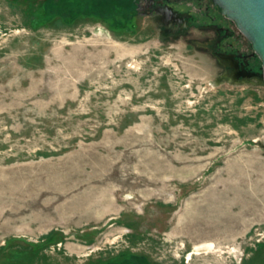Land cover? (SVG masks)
I'll return each instance as SVG.
<instances>
[{"label": "rangeland", "instance_id": "374dc122", "mask_svg": "<svg viewBox=\"0 0 264 264\" xmlns=\"http://www.w3.org/2000/svg\"><path fill=\"white\" fill-rule=\"evenodd\" d=\"M44 1L0 0V264H264V89Z\"/></svg>", "mask_w": 264, "mask_h": 264}, {"label": "flooded vegetation", "instance_id": "af4514ba", "mask_svg": "<svg viewBox=\"0 0 264 264\" xmlns=\"http://www.w3.org/2000/svg\"><path fill=\"white\" fill-rule=\"evenodd\" d=\"M136 11L164 38L184 40L214 62L223 82L263 88L262 62L250 40L212 0H136Z\"/></svg>", "mask_w": 264, "mask_h": 264}, {"label": "trees", "instance_id": "16d2710c", "mask_svg": "<svg viewBox=\"0 0 264 264\" xmlns=\"http://www.w3.org/2000/svg\"><path fill=\"white\" fill-rule=\"evenodd\" d=\"M136 0H45L44 16L47 19L60 17L65 23L72 21L79 15H111L116 21H124V25L133 26L130 22L132 13L136 12ZM99 14V15H98ZM40 23V22H39ZM89 264H155L145 255L121 252L103 263Z\"/></svg>", "mask_w": 264, "mask_h": 264}, {"label": "water", "instance_id": "95a60500", "mask_svg": "<svg viewBox=\"0 0 264 264\" xmlns=\"http://www.w3.org/2000/svg\"><path fill=\"white\" fill-rule=\"evenodd\" d=\"M250 40L262 62L264 83V0H212Z\"/></svg>", "mask_w": 264, "mask_h": 264}, {"label": "bare ground", "instance_id": "6f19581e", "mask_svg": "<svg viewBox=\"0 0 264 264\" xmlns=\"http://www.w3.org/2000/svg\"><path fill=\"white\" fill-rule=\"evenodd\" d=\"M207 245V244H206ZM204 246V245H203ZM205 247V246H204ZM197 249V248H196Z\"/></svg>", "mask_w": 264, "mask_h": 264}]
</instances>
